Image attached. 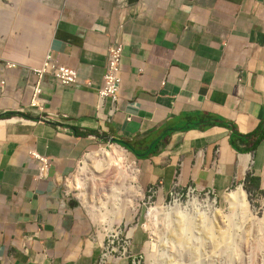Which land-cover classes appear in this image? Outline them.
I'll return each instance as SVG.
<instances>
[{"label": "crops", "instance_id": "0c3cea01", "mask_svg": "<svg viewBox=\"0 0 264 264\" xmlns=\"http://www.w3.org/2000/svg\"><path fill=\"white\" fill-rule=\"evenodd\" d=\"M116 39L118 110L107 99L97 114ZM47 55L80 82L39 79ZM188 114L230 128L169 134ZM263 125L264 0H0V264H98L104 238L69 186L111 140L135 150L120 146L142 193L177 182L221 194L248 175L264 191V139L251 150ZM234 132L249 142L234 145Z\"/></svg>", "mask_w": 264, "mask_h": 264}, {"label": "rangeland", "instance_id": "374dc122", "mask_svg": "<svg viewBox=\"0 0 264 264\" xmlns=\"http://www.w3.org/2000/svg\"><path fill=\"white\" fill-rule=\"evenodd\" d=\"M114 145L117 144L106 143L97 153L109 150ZM126 156L129 165L137 171L127 151ZM117 173H109L108 181L100 182L99 186L92 181L88 182L86 191L90 206L79 201L101 237L105 239L108 232L120 231L115 246L119 251L126 249L123 259L129 264H264V194L249 192L244 186L236 185L225 193L209 195L218 209L227 210L226 195L242 188L252 207L247 221L237 226H228V222L218 230L214 228L212 220L208 219L206 208L169 215L177 203L191 209L188 206L192 199L186 190H172L162 195L161 190H146L135 207H130L127 199L130 198L128 195H133V190L122 191L119 196L113 189L118 181ZM102 175L98 174L99 177ZM79 194L75 193L76 196ZM199 198L203 201L208 196L201 193ZM152 208H165L167 213L163 212L158 218L151 219L147 213ZM202 213L206 217H202ZM225 215L229 216V212L225 211ZM183 222L187 227L181 233L180 225ZM117 257L111 259L109 264L118 260Z\"/></svg>", "mask_w": 264, "mask_h": 264}, {"label": "bare ground", "instance_id": "6f19581e", "mask_svg": "<svg viewBox=\"0 0 264 264\" xmlns=\"http://www.w3.org/2000/svg\"><path fill=\"white\" fill-rule=\"evenodd\" d=\"M84 164L85 165L80 168V172L76 176V179L70 182L69 187L71 190H77L80 192L79 195L81 197V200L87 205V207L91 204V202L89 201L88 193L86 191L88 182L92 181L95 185L99 186L100 182L108 181L107 177L109 173L114 172H118L116 176H118L117 179L118 181H120V186L118 185V181H116L113 186V189L117 192V195L121 196L122 191L125 190H133V195L130 196L127 194L128 197H130L127 199V204L130 205V207H135V205L143 197V193L137 188V186H135V183L137 181V171L134 169V166L129 165L126 156V150L122 147L114 145L111 146L109 150L104 149L99 153L89 155L86 158ZM98 174H103L105 176L102 175L101 177H99ZM162 194L163 193L161 191L160 195ZM189 196H191L190 199H192V201L189 203L188 207H191V209L187 207L184 208L183 205L177 203L175 207L171 209L169 215L179 214L181 211H200L201 208H206V211L208 212V219L212 220V222L214 223V228L221 230L222 226L226 225L228 222V226H230L231 224L237 226L241 223H244V221H247L252 213V207L248 200V195L242 188L226 195V202L228 204V207L226 208L227 210L218 209L217 204L211 201L209 196L208 199L203 201L200 200L199 195L197 194H189ZM166 210L167 209L165 208H152L149 209L147 216L151 219H156L158 218V215L162 214L163 212L167 213ZM225 211L229 212V216L225 215ZM201 215L203 217L204 213H202ZM204 217H206V215ZM183 223H181L180 225L181 233H184L187 227L186 223ZM237 228L238 227H236V229Z\"/></svg>", "mask_w": 264, "mask_h": 264}, {"label": "built area", "instance_id": "2783aa9c", "mask_svg": "<svg viewBox=\"0 0 264 264\" xmlns=\"http://www.w3.org/2000/svg\"><path fill=\"white\" fill-rule=\"evenodd\" d=\"M122 71H123V44L120 39H116L114 43L108 48V60L107 67L103 77V84L99 90V105L97 114L104 107V103L107 99L111 100L112 107L109 110V115L112 116L118 110V93L122 84ZM39 79H42L45 75H51L55 80L62 85H75L80 82V75L74 68L62 65L52 55H47L40 68L35 70ZM39 92L37 86L34 94V98L31 105L38 106L36 97ZM33 157L41 163V173H45L48 170L49 163L47 159L40 157L36 153H33ZM242 187V186H241ZM158 191V189H150V191ZM178 189V183H175L173 191ZM188 194H201L192 187L186 189ZM206 196L215 194L214 191L208 190L203 192ZM120 231L110 232L105 236L102 244V252L98 264H109V261L118 256L121 259L126 254V249L119 251L115 246V242L119 239ZM116 254V255H115Z\"/></svg>", "mask_w": 264, "mask_h": 264}, {"label": "trees", "instance_id": "16d2710c", "mask_svg": "<svg viewBox=\"0 0 264 264\" xmlns=\"http://www.w3.org/2000/svg\"><path fill=\"white\" fill-rule=\"evenodd\" d=\"M11 115H13V114L2 115L1 117L11 116ZM184 118H185V124L184 125L180 124L178 126H171V127L168 126L165 129L168 131L169 134H171L174 131H185V130H190V129L197 128V127L207 128V127H211L214 125L230 128V124L227 121L220 119L214 115H209V114L190 115V114H188V115H185ZM260 130L262 131L260 136L257 139L255 138L252 141L251 150L255 149L256 146L261 142V140L264 139V125H263V127H261ZM76 133H77V135H81L79 133V131H76ZM237 139L243 143L249 142L248 140H245L247 138L239 137L237 135V133L234 132L233 133V139H232V142L234 145H236ZM115 143L122 146L123 148L131 151V152H135L133 147H131L127 143H124L121 141H116ZM241 151L244 152V149H241ZM248 151H250V150H248ZM258 187H259V178L254 177L252 175H248L247 179H246V183H245V188L249 192L256 191V192L264 194V191L259 190Z\"/></svg>", "mask_w": 264, "mask_h": 264}, {"label": "water", "instance_id": "95a60500", "mask_svg": "<svg viewBox=\"0 0 264 264\" xmlns=\"http://www.w3.org/2000/svg\"><path fill=\"white\" fill-rule=\"evenodd\" d=\"M111 142H112V143H115V141H114V140H111ZM117 145H118V144H117ZM119 146H120V145H119Z\"/></svg>", "mask_w": 264, "mask_h": 264}]
</instances>
